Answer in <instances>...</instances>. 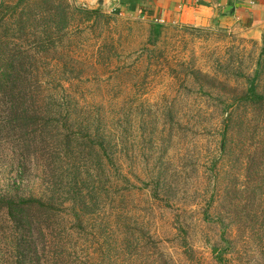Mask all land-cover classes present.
<instances>
[{"label": "rangeland", "instance_id": "1", "mask_svg": "<svg viewBox=\"0 0 264 264\" xmlns=\"http://www.w3.org/2000/svg\"><path fill=\"white\" fill-rule=\"evenodd\" d=\"M61 3L65 43L37 66L50 63L51 97L78 103L60 129L78 147L30 167L2 132L0 196L49 200L58 190L52 203L67 209L88 264H264V132L252 141L224 113L256 75L264 94V30L152 23L114 0ZM87 125L104 130L106 152L96 131L88 142ZM4 219L0 212V264H14Z\"/></svg>", "mask_w": 264, "mask_h": 264}, {"label": "trees", "instance_id": "2", "mask_svg": "<svg viewBox=\"0 0 264 264\" xmlns=\"http://www.w3.org/2000/svg\"><path fill=\"white\" fill-rule=\"evenodd\" d=\"M61 1L63 0H0V134L4 132L7 136L14 135L23 155L22 159L30 167H37L40 160L45 162L55 154L60 157L58 153L61 154L68 146H74L71 152L78 147V144H66L60 130L63 112L67 118L78 117V103L73 102V99L69 106L63 107L64 98L57 100L51 97L44 83V76H48L51 69L50 63L48 68L37 66L50 55L54 57L58 48L65 43L63 35L69 28L70 18L67 14L69 10L66 9L68 7L65 8ZM60 4L63 7L61 11ZM93 14L96 11H81V15L88 19ZM32 51L36 53L33 54ZM257 80L258 75L249 80L245 93L236 97L231 104L227 103L224 111L227 113L226 123L229 126L235 125L233 127L240 134L244 135L246 129L252 131V141L261 140L258 136L264 132V94L259 93ZM54 89L60 90V85ZM46 90L50 95L45 94ZM247 113L253 115L252 119H247ZM86 128L85 137L88 142L93 141L92 134L96 131L101 150L106 152L107 135L105 136L101 126L95 130L90 125ZM225 141L221 153L227 151ZM238 143H234L235 151L238 150ZM258 144L263 148L261 143ZM107 159L110 165L116 167L114 152L107 155ZM108 161L106 160L107 165ZM97 163V167L102 166L99 161ZM54 194L58 195L60 192L54 191L49 200L0 196V212L5 218L4 225L9 226L11 237L10 239L5 235L2 238L3 245L9 248L8 255L14 264L93 263L89 256L85 258L86 262L78 256V246L73 241L76 232L68 226L69 214L64 212L67 209L52 203L57 202ZM72 210L76 217L77 212L74 208ZM71 234L73 236L70 237ZM156 250L159 252L160 249ZM192 255L184 253L187 259ZM223 261L226 259L220 258L217 263L221 264Z\"/></svg>", "mask_w": 264, "mask_h": 264}, {"label": "crops", "instance_id": "3", "mask_svg": "<svg viewBox=\"0 0 264 264\" xmlns=\"http://www.w3.org/2000/svg\"><path fill=\"white\" fill-rule=\"evenodd\" d=\"M129 15L152 23L206 26L212 22L240 23L264 30V0H114ZM118 9V10H119Z\"/></svg>", "mask_w": 264, "mask_h": 264}, {"label": "water", "instance_id": "4", "mask_svg": "<svg viewBox=\"0 0 264 264\" xmlns=\"http://www.w3.org/2000/svg\"><path fill=\"white\" fill-rule=\"evenodd\" d=\"M216 252V250H214Z\"/></svg>", "mask_w": 264, "mask_h": 264}]
</instances>
